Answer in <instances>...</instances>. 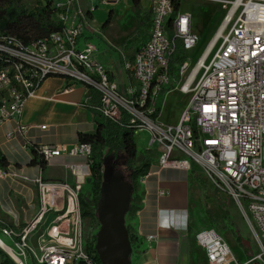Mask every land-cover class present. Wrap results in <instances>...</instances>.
Here are the masks:
<instances>
[{
	"label": "built area",
	"instance_id": "1",
	"mask_svg": "<svg viewBox=\"0 0 264 264\" xmlns=\"http://www.w3.org/2000/svg\"><path fill=\"white\" fill-rule=\"evenodd\" d=\"M176 0H154L146 42L122 67L135 85L121 91L104 65L93 58L92 45L81 37L89 27L88 13L78 0H53L58 31L24 46L0 33V124L22 113L24 101L36 95L44 78L65 75L99 93L94 108L118 121L130 116L127 127L149 132L148 147L158 152L159 168H199L205 180L236 205L257 247L245 262H238L226 240L213 228L195 234L209 264H264V1L239 0L222 19L229 27L221 47L208 60L211 42L193 64L185 59L169 69L180 44L186 53L196 46L189 13L178 10ZM221 1V0H217ZM240 7V9H238ZM213 40V39H212ZM179 75L177 89L189 95L175 125L161 122L157 97ZM45 129L46 126H41ZM21 125L19 131L25 132ZM8 138L13 134H7ZM44 159L83 156L84 165L69 164L74 184L35 180L39 208L33 218L18 226L0 227L16 264H98L91 238L84 235L79 194L89 175L91 146H51L28 142ZM3 176V171H0ZM150 242L154 236H148Z\"/></svg>",
	"mask_w": 264,
	"mask_h": 264
},
{
	"label": "crops",
	"instance_id": "2",
	"mask_svg": "<svg viewBox=\"0 0 264 264\" xmlns=\"http://www.w3.org/2000/svg\"><path fill=\"white\" fill-rule=\"evenodd\" d=\"M121 1H99L109 7L108 11H113L110 23L106 26L102 24L101 27L90 25L94 11L98 7V4L91 1L96 6L94 5L93 9L88 8L91 12L89 27L81 37L79 46L82 47L84 41L92 45L93 58L104 65L110 78L117 83L121 91H124L128 86L135 85L136 81L130 72L123 69L125 81L119 84L115 68L108 60L103 59L102 53L108 48L116 50L121 59V67L124 59L133 57L148 39L154 0H138V17L133 1L124 0L130 22L120 39L114 43L107 37L105 31L117 23V8ZM190 28L198 40H205L207 45L215 36L212 31L210 32L212 35L207 33L203 37L191 24ZM188 51L185 53L186 59H189ZM173 77V82L178 83L179 79ZM171 84L157 97L156 107L159 109L157 114L161 122L175 125L183 109L176 118L161 119L164 97L169 92ZM89 100L90 92L85 84L72 82L62 76L50 75L43 79L35 96L26 98L19 117L10 118L0 124V151L7 162L4 167H0V171H3V176L0 175L1 222L9 226H18L33 218L39 208L36 178L75 183L76 178L68 169V165H84L85 157L63 153L46 160L44 169H41L38 164L30 163L34 154L32 147L27 143L41 141L51 146L66 147L77 144L78 133L95 131L94 114L88 107ZM21 125L26 126L25 132L19 131ZM44 125L46 128L42 129L41 126ZM10 132L13 136L8 138L7 134ZM145 151L140 152L137 148L139 155L147 156L148 171L137 183V198L134 201L136 208L126 215L129 233L135 235L131 241V264H209L204 250L195 240L196 232L206 229V222H195L191 215L195 207L201 206L204 197H207V200L211 199V195L208 197L204 189L206 180L203 174L195 165L189 170L159 168L158 152L153 148H147ZM89 176L90 173L78 178L79 181H83L81 192L87 196L90 194ZM244 225L247 228L245 222ZM229 232L226 236L233 245L229 246L233 255L238 262H245L251 254L244 248V239L237 230L242 239L239 245L231 230ZM148 236H154V239L148 242L146 239ZM224 239L226 240V237Z\"/></svg>",
	"mask_w": 264,
	"mask_h": 264
},
{
	"label": "trees",
	"instance_id": "3",
	"mask_svg": "<svg viewBox=\"0 0 264 264\" xmlns=\"http://www.w3.org/2000/svg\"><path fill=\"white\" fill-rule=\"evenodd\" d=\"M111 1V0H108ZM136 16H139L138 0H132ZM181 0H176L174 5V14L179 10ZM88 16L90 11L87 12ZM113 11L109 10L107 17L103 23L106 26L110 23ZM61 23L56 21L54 16L53 0H36L35 6L28 10L23 0H0V33L11 35L22 42L24 46L34 41L46 39L52 32L58 31ZM139 27V23L137 25ZM176 57L170 58L169 69L172 72L174 66L181 64L185 59V52L180 44L176 49ZM7 65V62L0 59V69ZM55 76L70 77L57 74ZM90 92V100L88 107L94 114L95 131L92 133H78V141L80 143L89 144L91 146V155L89 157V173L88 182L90 185L91 197L84 193L79 194L81 217L95 216L96 206L101 194V186L104 182L103 172L105 162H112L111 171H120L125 179L132 185L130 195V205L127 214L136 208L134 201L137 198L136 189L140 177L144 176L148 171V160L144 159L137 152V145L134 140V129L127 127L130 116L121 112L118 121H112L104 117L98 112L94 106L99 104V93L93 87L87 86ZM159 109H157V113ZM34 154L31 164H38L44 169L46 160H44L32 147ZM146 152V151H145ZM137 162V166L134 163ZM7 164L6 159L0 151V167ZM129 174L126 176L124 171ZM218 191L214 190L217 196ZM93 208V209H91ZM126 214V215H127ZM126 228L129 232L127 224ZM9 225L0 221V227H8ZM232 236L235 241L241 245L242 239L235 228L231 229ZM135 238L134 234L129 233L130 241ZM92 242L96 241V233L91 237ZM90 249H93L90 247ZM95 260L101 264L97 255ZM0 264H16L10 256L0 249ZM254 264V263H253ZM257 264V263H255Z\"/></svg>",
	"mask_w": 264,
	"mask_h": 264
},
{
	"label": "rangeland",
	"instance_id": "4",
	"mask_svg": "<svg viewBox=\"0 0 264 264\" xmlns=\"http://www.w3.org/2000/svg\"><path fill=\"white\" fill-rule=\"evenodd\" d=\"M92 0H78L79 6L82 11H88V8H94L95 4H98V7L94 11L93 20L90 23L92 27H101L105 21L108 13V8L101 0H93L95 4L91 3ZM264 1V0H259ZM24 5L28 10H31L35 4L36 0H23ZM234 0H181L179 10L183 13H189L191 16L190 24L195 28L197 32L202 34L204 37L207 33L213 31L215 36L209 46L208 51V60L212 58L214 53L221 47L223 44L224 38L229 33V27H225L222 24V19L226 16L231 9V5ZM240 2L235 1L233 9L239 6ZM96 6V5H95ZM118 19L117 23L110 27L105 34L110 38L114 43L118 41L125 31L126 26L130 22V16L127 12L126 1L122 0L118 4ZM240 9V7L238 8ZM55 16V15H54ZM55 18H57L55 16ZM89 17L88 20L89 21ZM212 35V33L210 34ZM205 39V38H204ZM207 47V42L201 39L198 40V43L195 47L188 51V56L191 61V64L204 52ZM103 52V51H102ZM103 54V59L108 60L110 64L115 68L117 77L119 78V84L125 81V73L121 67L119 53L112 49L108 48ZM188 59V58H187ZM177 79H180L179 75H176ZM177 82H173L169 87V92L166 93L163 102V115L161 119H172L176 118L180 111L186 107V104L189 100V95L179 92L177 89ZM134 140L137 145L138 151H145L148 147L149 132L145 129H136L134 130ZM144 159L147 156L143 157ZM137 162L134 163V166H137ZM112 169V162H105L104 170L105 177L109 178L110 172ZM124 174L127 176L129 172L123 170ZM205 191L208 197L211 195V199L207 200V197H204L201 202V206L195 207L191 215L195 222H206V228H213L218 232L222 237H226V240L230 247V239L228 238V233L232 228H235L239 231L240 235L244 239V248L251 255V257L256 253L257 247L252 239V236L249 230L244 225V220L240 215L234 202L227 196L217 193V196L214 195V188L209 182H205ZM89 188V187H88ZM86 190V189H85ZM90 190V188H89ZM91 197V194L88 195ZM93 209V208H91ZM83 220V231L84 235L88 238H91L98 229V220L95 216L82 217ZM126 224V216H125ZM8 242L0 232V249L10 252V248L7 245ZM28 264H32L31 260H28ZM253 264V263H252ZM255 264V263H254Z\"/></svg>",
	"mask_w": 264,
	"mask_h": 264
},
{
	"label": "water",
	"instance_id": "5",
	"mask_svg": "<svg viewBox=\"0 0 264 264\" xmlns=\"http://www.w3.org/2000/svg\"><path fill=\"white\" fill-rule=\"evenodd\" d=\"M103 180L96 206L99 225L94 249L101 264H131L132 247L125 216L130 205L132 185L120 171H111L106 178L104 170Z\"/></svg>",
	"mask_w": 264,
	"mask_h": 264
},
{
	"label": "bare ground",
	"instance_id": "6",
	"mask_svg": "<svg viewBox=\"0 0 264 264\" xmlns=\"http://www.w3.org/2000/svg\"><path fill=\"white\" fill-rule=\"evenodd\" d=\"M11 254H12V251L10 250Z\"/></svg>",
	"mask_w": 264,
	"mask_h": 264
}]
</instances>
